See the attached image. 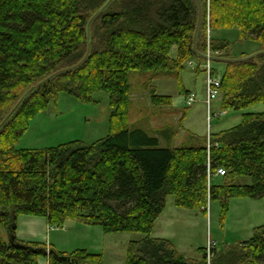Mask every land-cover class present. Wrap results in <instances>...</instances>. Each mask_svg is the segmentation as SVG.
<instances>
[{"label":"trees","instance_id":"16d2710c","mask_svg":"<svg viewBox=\"0 0 264 264\" xmlns=\"http://www.w3.org/2000/svg\"><path fill=\"white\" fill-rule=\"evenodd\" d=\"M106 1L0 0V123L30 87L83 59L87 23ZM202 1L199 51L231 57L228 40L209 43L208 22L213 30L237 29L240 38L264 47V0ZM197 20V0H114L92 26L88 61L33 93L0 131V264H38L43 256L49 264H103L102 254L86 249L66 253L19 241L20 215L45 217L53 227L75 220L106 233L144 234L130 243L126 264H207V249L196 260L152 236L168 197L179 207L204 211L208 199L217 200L224 215L232 198H264V112L244 114L238 126L211 134L209 145L206 138L163 147L159 137L130 126L132 72L149 90L152 108L173 106V97L153 84L160 77L176 78L186 100L194 94L181 76L186 65L206 73L208 60L193 52ZM257 59L264 55L239 63L209 60L225 65L219 94L224 109L264 103V63ZM99 91L109 94L112 109L106 138L18 148L30 121L61 92L93 102ZM220 167L224 175H216ZM237 177H250L252 184H235ZM212 251L219 255L216 264H264V225L249 241Z\"/></svg>","mask_w":264,"mask_h":264},{"label":"rangeland","instance_id":"374dc122","mask_svg":"<svg viewBox=\"0 0 264 264\" xmlns=\"http://www.w3.org/2000/svg\"><path fill=\"white\" fill-rule=\"evenodd\" d=\"M227 40L233 58L251 55L264 48L258 41L240 38L237 29L227 32ZM173 54H176V49ZM261 61L264 63V60H256L258 65L262 64ZM212 66L220 80H223L225 65L213 63ZM181 78L184 87L196 95V101L192 105L187 104L186 95L179 92L176 78L160 77L154 80V86L159 94L172 96L174 102L172 107L160 110L151 107L150 92L140 84L139 74H130L133 91L130 110L132 129L142 128L150 136L159 137L163 147H166L163 141L168 138L172 139L166 141L170 146L189 145L206 138L209 145L210 134L238 126L246 113L264 112V103L244 109H224L222 96L214 99L209 108L203 101L207 96V75L197 65H186ZM94 99L93 102H85L61 92L51 100L45 111L30 121L18 148L45 149L73 141L91 145L106 138L110 134L109 120L112 112L109 94L99 91L94 93ZM183 114L185 118L181 122ZM235 184L250 185L252 179L237 177ZM205 210L179 207L175 197L170 195L164 212L155 223L152 236L170 239L180 253L189 258H197L202 257L201 251L208 250L210 246L217 252L237 247L249 241L255 229L264 225V198H232L226 215L223 214L220 201L208 199ZM67 222L72 224L69 229V248L75 251L85 246L94 253L102 254L103 264H126L130 243L145 237L137 232L106 233L100 225H87L75 220ZM56 228L60 231L65 229ZM218 256L212 250L207 252V264H216Z\"/></svg>","mask_w":264,"mask_h":264},{"label":"crops","instance_id":"0c3cea01","mask_svg":"<svg viewBox=\"0 0 264 264\" xmlns=\"http://www.w3.org/2000/svg\"><path fill=\"white\" fill-rule=\"evenodd\" d=\"M228 31L229 30H213L212 27L210 26V22L207 23V35H208L209 42H212V40L214 38H216L220 41H222L224 39L227 40V32ZM228 54L230 56H232L230 53H228ZM206 98H207V96H206ZM203 101L206 102V99ZM174 136H175V134L173 135V137ZM162 140H163V138H162ZM166 141L170 142V141H172V139L168 138L167 140L163 141V145H165L167 147H176V146H170ZM160 143L162 144V141H160ZM68 223L69 222L65 223L62 226L65 229L60 231V230H57L56 227L51 226L45 217L20 215L18 218V221H17L16 237L21 242L38 243V244L45 245L48 248H54V249L61 251V252L71 253L74 250L72 251V249L69 248L70 245L68 242V237L70 234L69 229L72 228V224H68ZM4 237H5V239L8 238L7 233H4ZM155 238H161V237H155ZM164 239H167V238H164ZM168 240H170V239H168ZM71 246H73V245H71ZM83 247L84 248H82V249H86L91 253L95 252V251H91V250L85 248V246H83ZM71 248H74V247H71ZM77 248H80V247H77ZM96 254H98V253H96ZM180 254H182V253H180ZM182 255H184V254H182ZM202 257L198 256L197 258H195V257H190V258L196 259V260H201ZM38 264H49L48 257H45V256L40 257Z\"/></svg>","mask_w":264,"mask_h":264},{"label":"water","instance_id":"95a60500","mask_svg":"<svg viewBox=\"0 0 264 264\" xmlns=\"http://www.w3.org/2000/svg\"><path fill=\"white\" fill-rule=\"evenodd\" d=\"M114 0H107L97 11L94 12V14L91 16L87 23V52L83 59L78 62L77 64L70 66L68 68H64L61 70H58L54 72L53 74L49 75L45 79L41 80L39 83L33 85L30 87L23 96L19 99V101L16 103V105L12 108V110L8 113V115L2 120L0 123V131L9 123V121L13 118V116L18 112V110L23 106V104L27 101V99L36 91L40 90L43 86L51 82L52 80L56 79L57 77L71 73L73 71L78 70L81 68L90 58L92 53V47H93V39H92V26L95 23V21L112 5ZM198 3V20L197 25L194 33V44H193V52L200 58L211 60L213 62H221V63H239L244 61H249L252 59H255L258 56L264 55V48L263 50H260L258 52H255L251 55L243 56L241 58H233V57H222V56H216L213 54H207L203 53L198 50V40H199V34L201 30V26L203 23L204 18V6L202 0H197Z\"/></svg>","mask_w":264,"mask_h":264},{"label":"built area","instance_id":"2783aa9c","mask_svg":"<svg viewBox=\"0 0 264 264\" xmlns=\"http://www.w3.org/2000/svg\"><path fill=\"white\" fill-rule=\"evenodd\" d=\"M210 0H208L209 3ZM210 43V42H209ZM208 54H212L211 49L209 48ZM205 70H206V74H207V99H206V103L207 106L210 108L211 104L213 102L214 99H216L219 94H220V88H221V80L220 77L215 75L212 69V64L211 62L208 60L205 64H204ZM196 97L194 94H191L189 99L187 100V104L190 105L195 101ZM210 116V115H209ZM226 173V170L222 167L218 168L216 175H224ZM212 246H210V248L207 250V252L210 253V251L212 250Z\"/></svg>","mask_w":264,"mask_h":264}]
</instances>
